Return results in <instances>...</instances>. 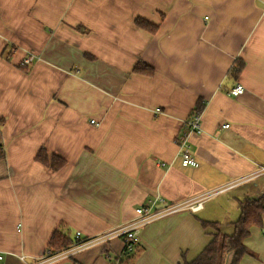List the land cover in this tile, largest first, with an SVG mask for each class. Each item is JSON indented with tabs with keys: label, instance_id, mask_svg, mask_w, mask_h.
Listing matches in <instances>:
<instances>
[{
	"label": "crops",
	"instance_id": "1",
	"mask_svg": "<svg viewBox=\"0 0 264 264\" xmlns=\"http://www.w3.org/2000/svg\"><path fill=\"white\" fill-rule=\"evenodd\" d=\"M138 61L154 73L133 72ZM199 98L188 138L199 166H184L178 138ZM41 148L65 166L37 161ZM261 166L264 0H0V264L37 262L60 223L96 237L139 207L211 193L143 225L124 264L191 261L216 232L202 220L222 229L239 217L229 203L261 195L264 175L229 189ZM263 229L251 227L240 264H264ZM122 249L115 236L52 264H116Z\"/></svg>",
	"mask_w": 264,
	"mask_h": 264
},
{
	"label": "trees",
	"instance_id": "2",
	"mask_svg": "<svg viewBox=\"0 0 264 264\" xmlns=\"http://www.w3.org/2000/svg\"><path fill=\"white\" fill-rule=\"evenodd\" d=\"M136 24L152 33L158 30L157 25L141 17L136 18ZM236 62V65L231 71V75L235 78L240 74L244 65L243 62ZM133 72L152 75L154 68L143 61H138L133 67ZM203 109L204 102L199 98L192 115L201 113ZM35 159L43 164L49 165L55 171L60 170L66 164V160L58 155L53 154L49 157L47 150L44 148L39 149ZM238 204L240 214L232 222L234 227L233 232H224L220 228V222L218 221L202 220L204 227H212L216 232L212 233V238L209 243L194 259L188 261L183 258L180 264H240L243 257L246 254H250L249 248L244 240L249 236L252 226L264 228V197L259 196L255 198L247 196L239 200ZM73 241L74 237H72L71 231L67 228L66 224L60 223L52 233L47 244V249L52 251L67 249ZM134 252L119 258L120 264H124V261L128 260Z\"/></svg>",
	"mask_w": 264,
	"mask_h": 264
},
{
	"label": "built area",
	"instance_id": "3",
	"mask_svg": "<svg viewBox=\"0 0 264 264\" xmlns=\"http://www.w3.org/2000/svg\"><path fill=\"white\" fill-rule=\"evenodd\" d=\"M37 58L35 54L29 53L23 60L21 61L22 65H30L34 62V60ZM244 91V87L241 84H236L230 91L229 94L237 96L241 94ZM160 110L157 109V112ZM201 113L192 115L189 119L184 121L183 125L185 127V130L181 132V135L178 138V143L181 147V155H182V165L184 166H193L198 167L199 162L196 161L189 152V144H188V138L191 133L194 132H200L201 131ZM92 124H97L95 120H91ZM228 124H225L224 127H227ZM162 165H164L162 163ZM264 175V166H261L258 170L251 173L245 178L239 179L232 183L231 186L237 185L238 182H244L247 179H255L257 177ZM227 188V186H226ZM224 188V189H226ZM223 189V190H224ZM220 191V190H218ZM211 195L204 194L200 196L199 198L192 199L189 201H186L181 204L177 205H165L162 208H157L155 206V202L148 206H143L137 208L138 216L134 220L128 222L127 224L121 226L120 228H117L113 231H110L108 233L102 234L100 236L96 237H85L82 236L80 232H76L74 236L73 243L69 246L67 249H63L60 251H52L47 250L43 256L39 257L37 262L35 263H27L25 261V257L21 256L20 260L24 264H52L54 262H57L58 260H61L66 257H70L80 251H83L84 249L103 243L112 237L120 236L122 238L123 242V249L121 250V253L119 254L118 259H116V264H120V259L123 256H126L130 253H133L137 246L140 243L141 237H140V229L143 225L158 219L160 217H163L167 214L175 213L182 210L191 209L193 211H198L203 207V203L207 198ZM264 197V189L261 191V195ZM159 202L164 203L163 199H160ZM263 224H264V218H263ZM3 256L0 254V259H2Z\"/></svg>",
	"mask_w": 264,
	"mask_h": 264
},
{
	"label": "rangeland",
	"instance_id": "4",
	"mask_svg": "<svg viewBox=\"0 0 264 264\" xmlns=\"http://www.w3.org/2000/svg\"><path fill=\"white\" fill-rule=\"evenodd\" d=\"M250 179H247V180H245L244 182H247V181H249ZM237 181V180H236ZM235 182V181H234ZM244 182H242V183H244ZM233 183V182H232ZM238 185V184H237ZM237 185H234V186H237ZM234 186H229V189L230 188H232V187H234ZM218 202H221V203H223L224 201H218ZM215 205V204H214ZM219 205V204H218ZM218 205H215L216 206V208H219L220 209V206L219 207H217ZM232 205V206H231ZM237 205V204H236ZM236 205H235V203H229V207L227 208L228 210H229V212H230V216L232 217L233 215H235L236 214V218H237V216L239 215V208H236ZM233 207V208H232ZM224 209H225V207H224ZM224 211V210H223ZM223 213H219L218 214V217H220L221 215H222ZM238 214V215H237ZM235 219V216H234V218H233V220ZM233 220H229V224H224V226H223V228H222V230L224 231V232H226V233H232L233 232V230H234V227H233V224H232V221ZM235 221V220H234Z\"/></svg>",
	"mask_w": 264,
	"mask_h": 264
},
{
	"label": "water",
	"instance_id": "5",
	"mask_svg": "<svg viewBox=\"0 0 264 264\" xmlns=\"http://www.w3.org/2000/svg\"><path fill=\"white\" fill-rule=\"evenodd\" d=\"M166 204H159L158 205V208H162V207H164ZM263 233H264V229H263Z\"/></svg>",
	"mask_w": 264,
	"mask_h": 264
}]
</instances>
